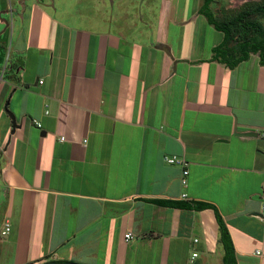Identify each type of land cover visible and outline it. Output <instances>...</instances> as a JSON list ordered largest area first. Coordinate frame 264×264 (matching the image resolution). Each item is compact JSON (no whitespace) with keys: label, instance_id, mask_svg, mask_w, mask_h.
<instances>
[{"label":"crops","instance_id":"obj_1","mask_svg":"<svg viewBox=\"0 0 264 264\" xmlns=\"http://www.w3.org/2000/svg\"><path fill=\"white\" fill-rule=\"evenodd\" d=\"M21 1L0 76V264H223L214 210L159 200L214 205L237 263L264 264L259 54L213 60L224 34L201 3L183 19L175 0Z\"/></svg>","mask_w":264,"mask_h":264},{"label":"trees","instance_id":"obj_2","mask_svg":"<svg viewBox=\"0 0 264 264\" xmlns=\"http://www.w3.org/2000/svg\"><path fill=\"white\" fill-rule=\"evenodd\" d=\"M213 1L214 0H203L199 10V13L203 14L216 30L224 34L223 43L213 49V60L225 64L229 68H235L240 63L249 60L252 54H259L261 64L264 65V25L249 20L253 11L241 13L231 22L220 23L215 20L210 11V4ZM254 11L258 14H264V5L257 6ZM233 26L239 27L244 35V39L241 42H236L235 46H231L235 38V32L232 29ZM156 202L171 208L194 209L197 211L213 209L220 230L219 241L224 249L223 264H238L228 228L223 217L214 205L205 202H199L193 205L180 201L159 200Z\"/></svg>","mask_w":264,"mask_h":264},{"label":"rangeland","instance_id":"obj_3","mask_svg":"<svg viewBox=\"0 0 264 264\" xmlns=\"http://www.w3.org/2000/svg\"><path fill=\"white\" fill-rule=\"evenodd\" d=\"M143 1L145 0H141V1L132 0V4L130 6L136 7L137 10H140V8L144 7L142 4ZM159 1L160 0H148V4H149L148 6H150L152 9L159 8L160 6ZM175 1H176L175 6L179 8V17H182L183 19H188L191 15L192 10L195 7H198L200 3L201 5L203 3V0H175ZM21 2H23V0ZM10 3L12 5L14 4L15 9L17 10L20 7L19 5H16L18 3V0H0V21H1V16H5L6 13L5 10L8 9ZM260 5H264V0H214L210 4V11L212 12L215 20H217L220 23L231 22L232 20L237 18L241 13L253 11L252 15L249 17V20L264 25V14H258L254 11L255 8ZM84 11L85 12H83V14L86 15L91 14L92 11L90 9V4L88 5V7L85 6ZM0 29H2L1 24H0ZM232 29L235 32V38H234V42L231 43V46H235L236 42H241L244 39V35L239 27L233 26ZM4 38L5 36L0 37V76L2 77L3 75H7V77L10 78L14 76V74L11 73H14L15 59L13 58L11 46L7 41L11 37H9L8 39L7 38L4 39ZM10 40H12V38ZM8 110L12 112L9 108ZM0 169H1V163H0Z\"/></svg>","mask_w":264,"mask_h":264},{"label":"flooded vegetation","instance_id":"obj_4","mask_svg":"<svg viewBox=\"0 0 264 264\" xmlns=\"http://www.w3.org/2000/svg\"><path fill=\"white\" fill-rule=\"evenodd\" d=\"M18 4V3H17ZM16 4V5H17ZM17 9H15V5L13 4H11L10 3V5H9V7H8V9L7 10H5L6 11V13H5V16H1V21H0V24H1V28L3 29H0V37H2V36H5V38L4 39H8L9 37H11L12 38V34H11V32L9 31V28H10V25L13 23V21L15 20V16H14V13L13 12H15ZM4 12V11H3ZM2 23H4V25L2 24ZM9 36V37H8ZM10 38V39H11ZM7 40L8 42H9V45L11 46V42H12V40ZM12 64V63H11ZM8 66V65H7ZM7 69V68H6ZM5 71H7V70H5ZM11 74H13V73H11Z\"/></svg>","mask_w":264,"mask_h":264},{"label":"built area","instance_id":"obj_5","mask_svg":"<svg viewBox=\"0 0 264 264\" xmlns=\"http://www.w3.org/2000/svg\"><path fill=\"white\" fill-rule=\"evenodd\" d=\"M35 125H37L38 127H41V124L38 122H35ZM166 161L168 162V164L170 165H180L183 167V176H187L188 175V163L186 162L185 159L179 158L178 156H172L166 159ZM185 179H183V184H185ZM183 197H186V195H183ZM262 200L264 201V193H263V197ZM126 240H130L132 239V235L131 234H126L125 235ZM194 257H197V254L193 255Z\"/></svg>","mask_w":264,"mask_h":264},{"label":"water","instance_id":"obj_6","mask_svg":"<svg viewBox=\"0 0 264 264\" xmlns=\"http://www.w3.org/2000/svg\"><path fill=\"white\" fill-rule=\"evenodd\" d=\"M6 112H7V114L10 116V118L12 119V124H13L14 128H16L17 126H16V119H15V116L13 115L12 112H10V111L8 110V108H6ZM46 264H78V263H74V262H48V263H46Z\"/></svg>","mask_w":264,"mask_h":264}]
</instances>
